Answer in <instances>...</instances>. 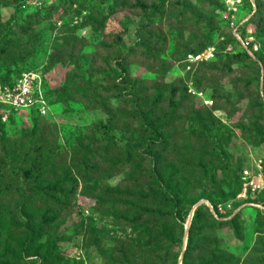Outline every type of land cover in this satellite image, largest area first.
Here are the masks:
<instances>
[{
	"label": "rangeland",
	"instance_id": "1",
	"mask_svg": "<svg viewBox=\"0 0 264 264\" xmlns=\"http://www.w3.org/2000/svg\"><path fill=\"white\" fill-rule=\"evenodd\" d=\"M208 48L213 59L186 71V55ZM29 73L42 78L49 112L0 107V151L48 189L24 212L48 216L37 243L54 247L50 264H105L119 237L135 236L101 210L107 188L155 167L182 211L205 207L197 229L239 213L238 236L224 229L220 243L239 264L264 262V0H0V82ZM149 140L141 162L130 148ZM243 178L260 185L247 200ZM12 211L0 208L5 237Z\"/></svg>",
	"mask_w": 264,
	"mask_h": 264
},
{
	"label": "trees",
	"instance_id": "2",
	"mask_svg": "<svg viewBox=\"0 0 264 264\" xmlns=\"http://www.w3.org/2000/svg\"><path fill=\"white\" fill-rule=\"evenodd\" d=\"M127 56L128 53H124L120 57L118 68L120 72L118 77L123 90H127V87L124 83L125 75L121 62L125 61ZM74 91L59 92L65 96ZM132 100L134 103L137 102L135 98ZM135 110L144 118L138 106ZM28 112L41 116L35 111ZM151 131L154 138L160 140V136L155 131ZM1 137L2 135L0 139ZM154 143V140H149L145 146H135L130 150L136 153L141 162H144L147 158H152L153 155L147 150L152 149ZM17 162L15 155L6 150L0 151V208L4 205H14L15 209L9 215L13 232L5 237L0 231V264H50L54 258L58 261L57 256L53 255L54 247L49 243H37L48 216L42 215L37 218L24 212L25 206L43 198L49 199L48 189L33 181L32 175H27L25 168L16 166ZM21 165L25 167V161H22ZM111 174L115 176L118 172L114 171ZM150 178L155 182L149 183ZM74 184L76 183L73 181ZM107 191L109 197L100 204L101 210L112 218L116 228H131L135 236L125 240L119 237L115 241L117 245L115 254H111L109 259L105 257L104 263L179 264L185 242V225L193 204L189 209L182 211L183 201L177 190L160 179L158 167L146 172L144 177L123 180L116 186L107 188ZM132 192L138 194L132 196ZM157 202L164 206L163 210L154 209ZM204 209L205 207L200 205L193 211L181 264H239V259L225 250L218 239L219 232L224 229L238 236L236 221L239 220V213L227 223L217 221L219 224L216 225L205 221L207 227L197 229L198 224L202 222L200 212ZM197 235H206V237L202 239L203 243L200 246L195 247ZM31 249L33 251L29 253ZM101 253L106 254L104 249H101ZM195 256L199 258L198 261L193 259Z\"/></svg>",
	"mask_w": 264,
	"mask_h": 264
},
{
	"label": "built area",
	"instance_id": "3",
	"mask_svg": "<svg viewBox=\"0 0 264 264\" xmlns=\"http://www.w3.org/2000/svg\"><path fill=\"white\" fill-rule=\"evenodd\" d=\"M236 2L239 3V1ZM231 4L234 5L235 3L232 2ZM235 9L232 7L229 8V11L234 12ZM229 28L243 48H249L254 53L258 51V47L253 44L251 37L242 39L238 32V26L233 21H230ZM213 57V49L208 48L197 54L186 55L183 63L186 71H189L193 65L208 62ZM0 106L13 111H35L41 116H46L50 106L44 94L42 78L37 74L29 73L10 83L0 82ZM243 182L239 197L247 200L248 196L251 197L256 190H259L260 185H256L254 182L249 183L245 178H243Z\"/></svg>",
	"mask_w": 264,
	"mask_h": 264
},
{
	"label": "water",
	"instance_id": "4",
	"mask_svg": "<svg viewBox=\"0 0 264 264\" xmlns=\"http://www.w3.org/2000/svg\"><path fill=\"white\" fill-rule=\"evenodd\" d=\"M193 211H194V209L191 211V213H190V215H189V221H188L187 227L185 228V237H184V241H185V242H186V236H187V233H188V229H189L190 221H191V219H192ZM185 242H184L183 251H184V249H185ZM183 251H182L181 256H180V259H179V264H181V261H182V254H183Z\"/></svg>",
	"mask_w": 264,
	"mask_h": 264
}]
</instances>
